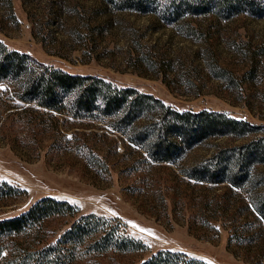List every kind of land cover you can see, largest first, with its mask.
I'll list each match as a JSON object with an SVG mask.
<instances>
[{
  "label": "rangeland",
  "instance_id": "obj_1",
  "mask_svg": "<svg viewBox=\"0 0 264 264\" xmlns=\"http://www.w3.org/2000/svg\"><path fill=\"white\" fill-rule=\"evenodd\" d=\"M0 41L27 54L30 64L97 75L177 109L208 107L264 124V12L185 13L166 21L106 0H0ZM209 55L230 79L210 73ZM16 89L15 80H0V180L23 191L0 196V218L51 196L74 212L44 218L30 230L35 238L53 240L74 217L94 213L117 220L143 244L81 249L71 264H136L158 249L207 264H264V221H256L246 198L262 187L180 171L251 133L207 136L175 162L148 161L107 117H75L22 101ZM260 170L264 162L251 173Z\"/></svg>",
  "mask_w": 264,
  "mask_h": 264
},
{
  "label": "trees",
  "instance_id": "obj_2",
  "mask_svg": "<svg viewBox=\"0 0 264 264\" xmlns=\"http://www.w3.org/2000/svg\"><path fill=\"white\" fill-rule=\"evenodd\" d=\"M116 8L153 11L166 21L182 14L211 12L227 17L239 12L261 14L264 0H106ZM24 52L7 48L0 41V80L17 82L16 98L33 101L71 116L107 117L108 125L136 144L143 158L155 162H175L193 143L211 135L252 136L237 144L220 146L210 155L180 171L188 177L208 182L244 184L262 188L247 194L256 221H264V170L251 173L252 166L264 162V124L231 116L224 111L200 107L177 109L149 93L131 86H117L92 74L31 63ZM207 67L216 77L230 79L212 55ZM23 189L0 180V196ZM74 207L64 200L42 196L26 209L0 218V264H71L77 251H128L142 243L120 228L117 220L94 213L74 217L53 240L42 241L30 230L51 215H71ZM257 221V222H258ZM28 236L30 237L27 240ZM17 238L21 240L16 241ZM37 244V245H36ZM4 251V253H2ZM136 264H207L178 250L158 249Z\"/></svg>",
  "mask_w": 264,
  "mask_h": 264
}]
</instances>
